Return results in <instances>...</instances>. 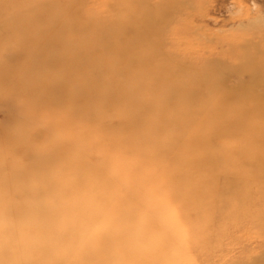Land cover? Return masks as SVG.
<instances>
[{"label":"rangeland","instance_id":"obj_1","mask_svg":"<svg viewBox=\"0 0 264 264\" xmlns=\"http://www.w3.org/2000/svg\"><path fill=\"white\" fill-rule=\"evenodd\" d=\"M0 264H264V0H0Z\"/></svg>","mask_w":264,"mask_h":264},{"label":"bare ground","instance_id":"obj_2","mask_svg":"<svg viewBox=\"0 0 264 264\" xmlns=\"http://www.w3.org/2000/svg\"><path fill=\"white\" fill-rule=\"evenodd\" d=\"M49 5H51V2H48ZM47 3V4H48ZM112 31V30H111ZM110 31V33H111ZM138 40L132 41V44L137 43ZM106 44H103L102 47L103 49L105 48ZM92 50L91 47H87L85 48L83 51L80 50V54L69 61H64L62 63V69L64 68V71L67 70L68 68L72 69V72L74 74L80 73L81 71H84L86 66H91V64L97 60V59H103L106 58V54L105 53H99V55L95 56L93 53L91 54L90 51ZM67 68V69H66ZM106 68V67H103ZM100 67H96V71H102ZM108 70V68H106ZM94 77H90L88 78L85 82H78L76 81V79L71 80V83H68L66 85H64V91H65V95H67L68 93L71 94V100L75 105H81V106H85V105H89L90 101L92 100V98L94 97L93 95V91H88V86L90 84H92L95 80H97ZM109 87V86H108ZM110 90V87L108 88ZM93 92V93H92ZM95 94V93H94ZM128 130H126L125 132H127ZM126 147V146H125ZM77 164H80V160H78V162H75L73 166H76ZM68 167H72V166H68ZM13 209H16V211H12V212H18V213H23L26 212V206H20V205H15L13 206Z\"/></svg>","mask_w":264,"mask_h":264}]
</instances>
